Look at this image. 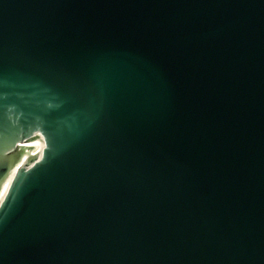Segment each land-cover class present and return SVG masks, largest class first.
Masks as SVG:
<instances>
[{"label": "water", "instance_id": "obj_1", "mask_svg": "<svg viewBox=\"0 0 264 264\" xmlns=\"http://www.w3.org/2000/svg\"><path fill=\"white\" fill-rule=\"evenodd\" d=\"M15 175L0 264H264V0H0Z\"/></svg>", "mask_w": 264, "mask_h": 264}, {"label": "bare ground", "instance_id": "obj_2", "mask_svg": "<svg viewBox=\"0 0 264 264\" xmlns=\"http://www.w3.org/2000/svg\"><path fill=\"white\" fill-rule=\"evenodd\" d=\"M30 143L34 144V145H37V146H40L33 154H25V160L24 162L21 164V167L20 169L22 168V166H24V164L26 162H28V160H30L31 158H35V157H38V155L42 152V150L45 148V141L39 137V138H33L30 140ZM19 169V170H20ZM18 170V172H19ZM18 172L16 173V175L18 174ZM16 175L14 176V178L11 180V182L9 183V185L7 186V188L5 189V191L3 192V194L0 196V204L2 203V201L4 200L7 192L9 191L11 185L13 184V181L16 177Z\"/></svg>", "mask_w": 264, "mask_h": 264}]
</instances>
